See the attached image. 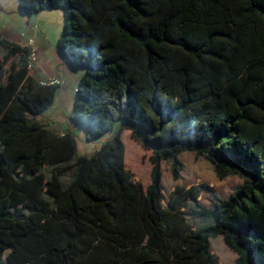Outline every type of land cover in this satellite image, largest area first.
<instances>
[{
  "label": "trees",
  "instance_id": "1",
  "mask_svg": "<svg viewBox=\"0 0 264 264\" xmlns=\"http://www.w3.org/2000/svg\"><path fill=\"white\" fill-rule=\"evenodd\" d=\"M47 8L83 70L70 121L88 141L113 135L77 155L74 133L45 127L58 85L0 35V264L8 250V264H219L218 236L237 264H264V0H18L25 16ZM125 129L151 150L146 187L125 167ZM186 151L241 185L227 199L178 186L165 206L162 162L179 179ZM203 189L214 201L195 215L212 221L194 228L183 208Z\"/></svg>",
  "mask_w": 264,
  "mask_h": 264
},
{
  "label": "rangeland",
  "instance_id": "2",
  "mask_svg": "<svg viewBox=\"0 0 264 264\" xmlns=\"http://www.w3.org/2000/svg\"><path fill=\"white\" fill-rule=\"evenodd\" d=\"M4 6H0V28L12 26L15 30L22 31L25 25V17L18 9V0H6ZM62 14L60 9L54 10ZM46 14V13H44ZM50 14V13H49ZM63 21V17H61ZM42 25V22H38ZM63 26V22H62ZM62 30V28H61ZM4 50L0 48V61L3 60ZM9 62L5 67L8 68ZM67 129L66 125H63ZM71 132L74 133L71 129ZM78 138L77 155H90L95 149H98L102 142L111 137L110 133L104 137L88 141L80 136L76 130ZM122 139L125 144V167L131 173L133 178L146 187L151 181L152 163L150 161L151 150L146 149L139 141L132 138L131 130L125 129L122 133ZM184 169L179 179H174L171 168L167 161L162 162L163 172V204L166 206L170 195L178 186L187 189L201 184L209 185L213 191L222 199H227L234 190L241 185L242 177L240 175H229L220 179L215 171L214 165L204 156L197 155L193 151L182 154ZM73 174V170L67 171L62 179L67 183ZM212 195L205 189L201 190L197 199L189 198L187 205L183 208L188 222L195 228L209 224L212 220L201 219L195 215L201 206L210 208L213 204ZM211 251L218 257L219 264H237V253L229 248L222 236L211 238Z\"/></svg>",
  "mask_w": 264,
  "mask_h": 264
},
{
  "label": "crops",
  "instance_id": "3",
  "mask_svg": "<svg viewBox=\"0 0 264 264\" xmlns=\"http://www.w3.org/2000/svg\"><path fill=\"white\" fill-rule=\"evenodd\" d=\"M54 10L58 9L47 8L30 16L24 15L25 25L22 31L15 30L12 26H6V28H0V35L21 46H27L28 39L30 37L34 38L38 59L34 68L30 71V74L38 81L51 77H55L59 80L57 94L53 104L37 117L38 120L45 127L53 130L58 135L72 133V129L74 133L77 130L80 136L86 139L85 129L81 126L74 125L69 119V114L75 100L76 89L83 74V70L73 66L58 49L57 44L62 31L61 28H63L62 22L64 24V16L63 12L60 14ZM61 17H63V21ZM38 22H40V24L42 22V25H39ZM63 125H66L67 129H65ZM107 134L108 133L105 135ZM110 135L112 137L113 133H110ZM182 154L180 156L181 159ZM167 163L171 168V164L169 162ZM44 172L49 176L52 173L51 167L45 166ZM8 252L9 250L4 255V264H8L6 259Z\"/></svg>",
  "mask_w": 264,
  "mask_h": 264
},
{
  "label": "built area",
  "instance_id": "4",
  "mask_svg": "<svg viewBox=\"0 0 264 264\" xmlns=\"http://www.w3.org/2000/svg\"><path fill=\"white\" fill-rule=\"evenodd\" d=\"M27 46H29V54L27 57V67L31 71L34 68L37 62V59H38L37 47L35 46L34 38L30 37L28 39ZM40 83L43 85H58L59 80L55 77H51V78L41 80Z\"/></svg>",
  "mask_w": 264,
  "mask_h": 264
},
{
  "label": "bare ground",
  "instance_id": "5",
  "mask_svg": "<svg viewBox=\"0 0 264 264\" xmlns=\"http://www.w3.org/2000/svg\"><path fill=\"white\" fill-rule=\"evenodd\" d=\"M6 0H0V6H4Z\"/></svg>",
  "mask_w": 264,
  "mask_h": 264
}]
</instances>
